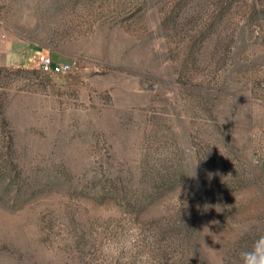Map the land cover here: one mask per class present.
I'll use <instances>...</instances> for the list:
<instances>
[{
	"label": "rangeland",
	"instance_id": "obj_1",
	"mask_svg": "<svg viewBox=\"0 0 264 264\" xmlns=\"http://www.w3.org/2000/svg\"><path fill=\"white\" fill-rule=\"evenodd\" d=\"M260 234L264 0H0V264H238Z\"/></svg>",
	"mask_w": 264,
	"mask_h": 264
},
{
	"label": "clouds",
	"instance_id": "obj_2",
	"mask_svg": "<svg viewBox=\"0 0 264 264\" xmlns=\"http://www.w3.org/2000/svg\"><path fill=\"white\" fill-rule=\"evenodd\" d=\"M140 259L143 264H154L150 253L146 252ZM238 264H264V234L256 236L250 249L239 253Z\"/></svg>",
	"mask_w": 264,
	"mask_h": 264
},
{
	"label": "built area",
	"instance_id": "obj_3",
	"mask_svg": "<svg viewBox=\"0 0 264 264\" xmlns=\"http://www.w3.org/2000/svg\"><path fill=\"white\" fill-rule=\"evenodd\" d=\"M38 68L46 74L59 75L69 73L72 65L56 61L53 56L46 53H39L37 57Z\"/></svg>",
	"mask_w": 264,
	"mask_h": 264
}]
</instances>
